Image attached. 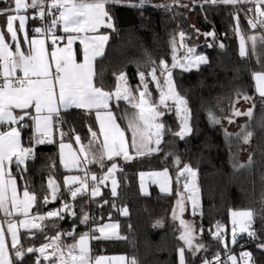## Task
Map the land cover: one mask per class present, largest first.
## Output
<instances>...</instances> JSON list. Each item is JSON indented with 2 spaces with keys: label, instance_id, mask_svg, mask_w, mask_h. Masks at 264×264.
I'll return each mask as SVG.
<instances>
[{
  "label": "trees",
  "instance_id": "16d2710c",
  "mask_svg": "<svg viewBox=\"0 0 264 264\" xmlns=\"http://www.w3.org/2000/svg\"><path fill=\"white\" fill-rule=\"evenodd\" d=\"M164 5L172 7L166 8ZM7 6L0 0V8ZM255 7L252 3L236 6L206 4L204 0H179L178 4L174 0H143L142 4L141 0H120L115 6L108 5L115 29L109 33L105 54L96 63V83L97 86L102 85L105 91L115 92L118 83L116 77L121 72L126 75L131 89H142L139 72H144L152 99L158 102L159 93L148 73L156 67L157 75L160 76L161 59L171 68L173 56L178 53L179 59L186 46H191L197 54L205 55L208 63L199 66L198 70L172 69L176 89L187 99L188 108L192 112V132L185 141L181 142L180 137L172 134L178 132L180 126L173 107V112L162 116L161 121L170 131L165 132L164 144L159 151L146 152L130 160L104 161V168L100 165L90 166L91 174L98 177L96 182L99 187V178L107 174L113 162L117 163V195L113 196L105 188L102 197H92L91 206L96 215L95 223L117 221L121 231L119 240L95 242L94 254H123L129 264L132 258L136 259L137 264H179L178 249L184 244L175 227L173 210L179 198L177 193L180 192V184L176 182L177 171L178 167L182 169L184 165H190L198 172L202 208L196 210L198 212L193 217L203 232H198L194 244L203 243L206 246L195 255L186 249V264H202L203 259L211 260L217 253L222 256L232 248L229 228L231 210H252L253 226L260 228L259 213L264 208V98L256 91L252 73L264 67V44L259 40L261 34L248 23V9L255 11ZM260 7L264 9V5ZM236 16L239 17V33L236 31ZM4 19L6 16H0L1 23ZM47 22H50V18H47ZM180 32L185 33L183 49L178 43ZM210 32L215 35H205ZM241 35L245 36L248 52L244 57L240 56ZM249 36L257 37L255 52L252 51V41L247 39ZM173 37L176 38L175 53L170 43ZM238 94L248 95L252 99L245 101L238 98ZM124 103L113 97L112 108L123 127L121 114L124 112ZM253 104L255 108L251 118L232 116L233 108L246 111ZM210 111L220 119L219 124L209 118ZM229 117L232 123H229ZM90 126L95 130L94 115L91 113L72 110L64 115L62 128L67 133V140L79 135L81 142L88 144L91 140ZM245 126L246 131L253 133L247 144L235 135L241 133ZM226 131L233 135H226ZM21 133L23 145L34 148L35 144L30 145L33 128L28 125ZM250 156L252 164L248 165ZM177 157L180 160L179 166L175 162ZM234 164L247 166L237 169ZM21 168L26 171L20 172L12 167L11 172L17 178L20 190H24L27 184L28 190L36 195L35 216L61 209L65 203L73 205L72 210L76 215L72 216L66 209L63 212L64 219L52 217L40 221L43 231L22 232L20 245L24 249L38 248L49 241L48 237L74 230V236L68 241L72 242L86 233L88 224L80 223V219L82 208L88 214L87 197L86 194L78 195L73 200L64 187L63 178L66 174L60 164L57 145L45 143L34 148V158L29 159ZM163 169H168L172 174V194H162L156 188L149 195L141 194L139 174ZM52 178L62 187L56 203L48 188V181ZM182 181L183 178H180V183ZM46 195L49 199L47 204L44 203ZM124 209L127 214H124ZM157 221L161 223L158 225ZM217 222L227 228L225 241L213 237ZM237 236L245 244L241 252L251 253L252 264H264V249L258 247L259 241L248 240L247 234ZM236 257L242 264L239 252ZM16 264H37L36 252L27 253Z\"/></svg>",
  "mask_w": 264,
  "mask_h": 264
},
{
  "label": "snow or ice",
  "instance_id": "6c2138e0",
  "mask_svg": "<svg viewBox=\"0 0 264 264\" xmlns=\"http://www.w3.org/2000/svg\"><path fill=\"white\" fill-rule=\"evenodd\" d=\"M8 6L0 8V16H6L7 34H10V40L15 44L14 50L10 43L6 42L5 32L0 30V213H3V221H0V264H16L23 260L27 253L39 252L44 260H50V264H93V258L90 255L88 239L90 233H82L79 240L71 245H63L61 242L62 235L74 236L73 232L64 234L58 233L55 237H48L50 243L43 244L39 249L29 247L24 249L20 245L19 229L33 228L43 231L41 225L35 223L36 220L43 221L47 218L59 217L64 219V210H69L70 214L75 216V211H71L73 205L65 203L63 208L48 211L45 215L29 216V209L36 201L37 197L34 193L28 190L27 184L24 187L22 197L18 193L17 180L12 175L11 166L15 164L20 172L26 171L21 168L26 160L34 158V148L32 146L25 147L22 143L21 130L28 127L26 120H31L34 125V135L30 137L31 144L53 143L52 133L54 124L60 118L61 109L67 110L75 107L84 109L89 112L95 110L96 120L99 123V134L93 131L91 126L89 132L92 139L88 145H81L80 153L83 154V159L79 154L69 152L68 158H65V148H70V145L63 141L64 133L61 132V140L59 143L61 162L65 168L75 166L85 174L83 177L78 175L65 177V185H79L73 190L69 187L68 191L71 198L75 200L78 195H84L89 188L88 170L80 168L82 164L96 163L104 168L105 157L112 161L114 157L123 156L125 160L131 159L129 156V147L136 150L137 155H144L150 152L159 151L163 137L166 131V126L159 121V117L164 113L160 108L170 109L168 101L172 102L175 108L177 117L180 120V130L172 133L175 136L183 139L186 135L191 134L192 127L190 125V109L188 101L180 95L176 89V85L172 78V69L181 67L183 71H191L195 66L197 70L199 65L208 63L205 56H186L184 62L178 61L176 56H173V63L169 68L167 62L163 59L159 62L160 76H163V85L157 76V68L153 67L148 75L155 82L159 90V100L154 101L152 94L149 92V81L145 77L144 72H139V77L143 89L139 87L135 90L139 96L133 95V90L127 84L126 75L121 72L117 77V85L115 92L105 91L103 86H97L95 69V61L97 57L104 55V47L109 40L106 34H100L101 28L114 29L111 22L112 16L109 12L108 5H117L120 0H2ZM179 0H174L178 4ZM143 0H141V4ZM206 4H255V12L260 17H264V9L260 5H264V0H204ZM14 4V6H13ZM186 7L187 5H183ZM166 8L172 5H164ZM203 7V5H201ZM34 10L35 15L32 19L45 20L50 18V22L45 23L43 27H35L33 32L36 36L29 40L28 34L25 31L26 21L28 19L27 11ZM253 9L249 8L251 12ZM15 13V14H13ZM237 25L236 31L240 32L239 17L236 16ZM18 21L19 31L24 33V42L28 44L27 50L22 49L18 39L17 28L14 27V22ZM252 28L257 27V22L253 19L248 20ZM259 26L264 28V19L259 20ZM57 28H62L66 34L67 43L63 47L57 46L58 40H63V36H57ZM91 34V35H90ZM205 35L214 36V33H206ZM181 47L185 33H179ZM51 40V51L46 47L47 40ZM247 39L252 41V51H256L257 37L249 36ZM79 40L82 48V61H78L79 52L73 50V44ZM259 40L264 44V35L259 37ZM173 52L176 51V38L173 37L170 41ZM223 47V44L220 45ZM189 53L194 52V49L189 48ZM248 54L246 50V39L244 35L240 36V56L244 57ZM256 83V91L261 98H264V67L260 71L252 73ZM115 97L117 101L123 99L128 101L129 105L135 109L131 116L126 115L127 128L131 131L130 144L126 139L125 130L116 123L112 111L110 110V101ZM238 98H243L249 101L252 98L248 95L238 94ZM238 102V101H237ZM255 104L246 111H240L233 108L232 116H247L251 118ZM209 118L213 123L219 124L214 113L209 112ZM229 123L233 120L228 118ZM242 128L241 133H236L237 137H241L243 142L247 144L253 133ZM99 135L103 136V140H99ZM226 135L232 136V133ZM77 144L81 143L79 135L75 136ZM155 144V147L152 145ZM176 164L179 166V157L176 158ZM252 164L251 156L248 159V165ZM234 168H244L245 164H234ZM117 170V163L113 162L108 168L106 176L99 178V183H104ZM187 174V175H186ZM143 176V174H141ZM153 176L162 178L161 191L168 190V185L171 180L168 170L165 169L160 173H153ZM198 172L190 165H184L182 169L177 171L176 182L180 183V178L184 177L183 192H178L180 199L177 200V209L182 214L184 211L185 193H190L187 196L192 202L193 215L199 206V187L196 183ZM191 177V180L188 178ZM92 197L100 194L96 181V174H91ZM116 180L112 179V195L117 194ZM48 188L51 189L52 200L57 199L59 185L49 179ZM49 202L48 196L44 197V203ZM106 202V201H105ZM124 214L127 210L124 209ZM22 215L24 218L18 222L15 221V215ZM232 235L231 242H237L238 233H246L250 239L258 240V247L264 249V208L260 210V228H255L254 212L252 210H231ZM173 219H179L176 209L173 210ZM7 223V229L3 223ZM89 215L81 209L80 223L87 225ZM180 226L183 229L179 239L183 241L184 246L178 249L179 264H186L185 251L186 249L195 255L206 246L203 243L194 244L196 231L195 226L183 219H180ZM161 222L157 221L159 225ZM54 226V225H53ZM110 227L115 230L117 225L100 227L99 229H91V232L99 231L105 234V228ZM201 233L203 229H200ZM225 229L217 222L216 231L213 237L217 240L224 239ZM115 234V232L113 233ZM7 235H10V245L7 241ZM99 238V237H93ZM104 238H110L105 234ZM117 238H120L117 236ZM186 246V247H185ZM227 249V243L224 244ZM51 248L49 254L47 249ZM11 252V254H10ZM106 258L96 257L94 264H104ZM113 260L124 262L125 257H113ZM240 259L245 261V264H252V256L249 252H243ZM39 264V258L37 259ZM130 264H137L135 258H132ZM202 264H238V259L230 252L226 259H221L217 253L213 259L207 258L202 260Z\"/></svg>",
  "mask_w": 264,
  "mask_h": 264
},
{
  "label": "crops",
  "instance_id": "0c3cea01",
  "mask_svg": "<svg viewBox=\"0 0 264 264\" xmlns=\"http://www.w3.org/2000/svg\"><path fill=\"white\" fill-rule=\"evenodd\" d=\"M2 1V0H1ZM14 6V4H13ZM15 14V13H13ZM21 14H26L28 19L26 21V26H25V31L27 32L28 34V38L29 40L34 38L36 36V34L33 32V29L35 27H43L45 25V21L44 20H40V19H32V17L35 15V12L34 10H31L29 9L27 11V13H21ZM114 25V29H115V23H114V20L112 18V21H111ZM14 27L17 28V32H18V39L20 41V44H21V47L22 49L24 50H27L28 48V44L24 42V33L19 31V27H18V21L14 22ZM114 29H108V28H101L100 29V34H106L109 36V33L112 32ZM0 30L4 31L5 32V38H6V42L10 43L11 46H12V49L14 50L15 48V44L11 42L10 40V34H7V25H6V19H4V22H0ZM56 35L57 36H63L64 39L63 40H58L57 41V46L58 47H63L65 46V44L67 43V37H66V34L62 31V28H57L56 30ZM91 35V34H90ZM109 41V40H108ZM108 41L106 42L105 44V47H104V54L106 52V49H107V45H108ZM46 47L48 48L49 52L51 51V48H52V45H51V40H47L46 42ZM82 48L83 46L80 44L79 40H76L73 44V50L74 51H77L80 53V55H78V61H82L83 57H82ZM103 56H100V57H97L96 61H95V69H96V63L99 59H101ZM201 65H204V64H201ZM200 65V66H201ZM255 86H256V83H255ZM113 99L110 101V110L112 111L113 113V116L116 120V123L121 127V129L125 130V128L121 125V123L118 121L114 111H113ZM72 110H80V111H83V112H86V113H91L94 115V121H95V130L93 131H96L98 134H99V123L98 121L96 120V114H95V110H92L91 112L87 111V110H84V109H79V108H75V107H72V108H69L67 110H64V109H61V112H60V118L59 120L54 124V129H53V133H52V140L54 141L53 143H55L57 145V148H58V153H59V160H60V164H61V167H62V170L65 172V176L63 178V185L65 188L69 189V187H71L73 190L75 189V187L79 186L78 184L77 185H65L64 184V180H65V177L67 176H73V175H78V176H81V173H80V170L75 167V166H69V168H65L64 164L61 162V157H60V149H59V143H60V140H61V132L64 133L63 135V141L65 144H68L70 145V148H65L64 150V155H65V158H68V154L69 152H72L74 154H78L77 152V147L79 148L80 150V147L81 145H88V144H83V142H81L80 144H77L76 141H75V136H72L70 137L69 140L66 139L67 137V133L66 131L63 130L62 126H63V122H64V115L69 113L70 111ZM26 123L28 125H30L32 128H33V131H34V125L32 123L31 120H26ZM125 135H126V139L128 140L129 144H130V141H129V137H128V134H127V131L125 130ZM21 137H22V133H21ZM73 139V140H72ZM92 139V137H91ZM99 140L102 141L103 140V136L102 135H99ZM23 143V141H22ZM45 144V143H44ZM44 144H35L34 145V148L38 147V146H41V145H44ZM130 149V147H129ZM117 159H123V158H119V157H114L113 160H117ZM29 160V159H28ZM26 160V162L28 161ZM125 160V159H124ZM105 161H109L107 160V158L105 157ZM25 162V163H26ZM99 166V164H96V163H92L90 164V166ZM23 166V165H21ZM12 167H16L15 164H13L11 166ZM13 175V174H12ZM14 176V175H13ZM15 177V176H14ZM16 178V177H15ZM17 180V178H16ZM17 189H18V193L21 195L22 197V193H23V190H20V187H19V183H18V180H17ZM103 194V193H102ZM99 197V196H98ZM102 197V195L100 196ZM93 198H96V197H93ZM35 205H36V201L33 203L32 207L29 209V216H35L34 215V208H35ZM24 217L22 215H15L14 219L16 222H18L20 219H23ZM0 221H3V213H0ZM35 223H38L40 224V220H36ZM110 225H117L118 227L113 230L112 228L110 227H106L105 228V234L109 235L110 238H104L105 237V234H102L100 233L98 230L94 232V235L93 237H99V238H93L92 241H90V238L88 239V244H89V248H90V255H92L93 257V264H94V260L96 257H104L106 258L105 261H104V264H129V260L128 258L123 255V254H94V248H93V245L95 242H99V241H116V240H119L121 238V231H120V224L117 222V221H106V222H97L95 223V229H99L100 227H104V226H110ZM3 226L5 228V231L7 229V223L4 222L3 223ZM38 229H31V230H28V229H23V228H20L19 229V236H20V242H21V234L22 232H26V233H32L34 231H37ZM87 232V231H86ZM115 232V234H113ZM120 237V238H117ZM80 237V236H79ZM79 237L77 239H75L74 241L72 242H68L69 240H66L65 238H61L62 239V243L64 245H71L73 244L74 242L78 241L79 240ZM7 241L10 245V241H11V237L10 235H7ZM66 241V242H65ZM92 252V254H91ZM125 257L126 260L124 262H120L118 260H113L111 258L113 257Z\"/></svg>",
  "mask_w": 264,
  "mask_h": 264
},
{
  "label": "rangeland",
  "instance_id": "374dc122",
  "mask_svg": "<svg viewBox=\"0 0 264 264\" xmlns=\"http://www.w3.org/2000/svg\"><path fill=\"white\" fill-rule=\"evenodd\" d=\"M189 48L193 49L191 46L190 47L186 46L183 55L178 59V61L184 62V58L186 56H205L203 54H197V52H196L195 49H194V52L189 53L188 52V49ZM193 68H196V67L193 66L192 69ZM178 69L181 70V71H183V69L181 67H179V66H178ZM157 76L161 80L162 87H164L165 90H166V86L163 85V79H164V77H161L159 75H157ZM161 78H163V79H161ZM153 84H154L155 90L159 93V90L157 89L155 82H153ZM142 89H143V87H142ZM132 90H133V95H135V96L138 97L139 96V93L136 92L135 89H132ZM121 101L122 102H125L124 103L125 104L124 105V112L121 115H122V120H123V123H124V128L127 131V134H128V137H129V141H131V131L128 130V128H127L128 121L124 117L126 115L131 116L134 113L135 109H133L129 105L128 101H125L123 99H121ZM168 104H169V101H168ZM169 106H170V109L171 110L165 109V108L161 107L160 108V111H162L164 114L173 112L172 109H173L174 106H171L170 104H169ZM161 120H162V116L159 117V121L160 122H162ZM179 124H180V120H179ZM179 130H180V127H179ZM152 146L155 147V144H153ZM129 156L131 157V159L133 157L137 156L136 150L130 147V149H129ZM119 158H123L124 159L123 156H119ZM128 160H130V159H128ZM117 169H118V166H117ZM164 170L165 169L159 170V171H147V172H142V173L139 174V187H140L141 194H143V195H149V194H151V192H152V190L154 188H156L162 194H172V192H173V177H172V174L170 173V171L168 169L167 170H168L169 176L171 177V180H170L169 185H168V190H166V191H161V183H160V180L162 178L156 177V176H153L152 175L153 173H160V172H163ZM116 171L113 173V176L112 177H110L107 180H105L104 183H102V184L100 183V186L98 187L99 188V192H100V194L98 195L99 197L102 195V193H103V191H104L105 188H107L108 190H110V192L112 194V191H111L112 190V179H115L116 180V182H117L116 183V189L118 190V179H117ZM141 174H143V176ZM106 175L107 174H105V176ZM183 181L185 182V179L184 178H183ZM183 181L181 183H179L180 184L179 185L180 192H183V183H184ZM189 194L190 193H185L184 211H183L182 214L179 212V209H177V204L175 206V209L177 211V216L179 217V219H175V227H176V229L178 231V235L180 236L181 233H182V231H183V229L180 226V222H179L180 219H183V220H185V221L193 224L195 226V229H196V231L194 232V236H195V240H196L198 238V236H199L198 235V232L200 231V228H198L196 222L194 221V217H193L194 215H193V209H192V206H191V200H188L187 199V196ZM98 196H96V198ZM178 199H180V197ZM196 212H198V211H196ZM196 212H195V214H196ZM229 228H230V235H232V232H231V230H232L231 217H230V227ZM224 229H225V233L224 234H226L227 228H224ZM243 234H246V233H238V235H243ZM195 240H194V243H195ZM36 258H37V255H36ZM242 264H245V261H243Z\"/></svg>",
  "mask_w": 264,
  "mask_h": 264
},
{
  "label": "built area",
  "instance_id": "2783aa9c",
  "mask_svg": "<svg viewBox=\"0 0 264 264\" xmlns=\"http://www.w3.org/2000/svg\"><path fill=\"white\" fill-rule=\"evenodd\" d=\"M248 17L249 19H253L255 22H257V27L254 29L255 31H257L259 34L261 35H264V28H261L259 26V20L261 19H264V17H260L258 13H256L255 11H251V12H248ZM45 23H47V18L44 20ZM73 140V139H72ZM77 152L78 154L80 155V158L83 159V154L80 153V150L79 148L77 147ZM80 168H85L88 170V181H89V188L87 190V192L85 193L86 194V197H87V201H88V215H89V222H88V228H87V232L90 233L89 235V238H90V241L93 240V235H94V232H91L90 230L91 229H95V218H96V215L95 213L93 212L92 210V206H91V200H92V196L90 195L91 193V185L93 183V181L91 180V170H90V164H82L80 166ZM80 170V169H79ZM80 172L84 175L85 173L83 171L80 170ZM97 183V182H96ZM70 204V203H68ZM71 211H74V210H71ZM73 216V215H72ZM56 235L52 236V237H55ZM73 236H69V235H65L64 238L66 240H70L72 239ZM62 238V236H61ZM217 240V239H216ZM226 240V235L224 234V239L221 240V241H225ZM248 240H250V238H248ZM46 243H50V241L46 242ZM63 244V243H62ZM64 245V244H63ZM42 246V245H41ZM41 246H39L37 249H39ZM245 247V244L242 242L241 238L239 236H237V242L235 244L232 245V248L225 251L224 254L221 256V259H226L227 258V255L229 254V252L232 254V255H235L237 256V252H239V257L241 256V254L243 252H241V250ZM47 253H51L52 252V249L49 248L46 250ZM92 254V252H91ZM36 255H37V259L39 258V263L40 262H45L47 264H50V260H44L43 257L40 256V253L37 251L36 252ZM92 257V255H91ZM93 258V257H92ZM243 261V260H242ZM238 264L239 263V260H238Z\"/></svg>",
  "mask_w": 264,
  "mask_h": 264
},
{
  "label": "water",
  "instance_id": "95a60500",
  "mask_svg": "<svg viewBox=\"0 0 264 264\" xmlns=\"http://www.w3.org/2000/svg\"><path fill=\"white\" fill-rule=\"evenodd\" d=\"M178 43H179V46H180V45H181L180 37H179V41H178ZM180 48H181V49L184 48V41H183V47L180 46ZM175 56H176V58H177V60H178V53L175 54ZM169 102L172 104L171 101H169ZM190 113H191V115H192L191 110H190ZM191 115H190V118H191ZM186 137H187V135H186L183 139L180 138V141H181V142L185 141ZM163 144H164V139L162 140V143H161V145H160L159 147H161ZM186 175H187V174H186ZM112 176H113V174H112ZM112 176H111V177H112ZM181 178H184V177H181ZM52 179H53V180L59 185V192L57 193V197H58V198L55 199V200H53V202L56 203V202L59 200V197H60V195H61L62 187H61L60 183H59L55 178H52ZM188 179L191 180V177H189ZM196 183H197V186L199 187V179H198V175H197V178H196ZM199 190H200V188H199ZM198 195H199V206H198V208H197L196 210H200V209L202 208V195H201V191H199V194H198ZM191 206H192V202H191ZM200 234H202L201 231H200Z\"/></svg>",
  "mask_w": 264,
  "mask_h": 264
}]
</instances>
